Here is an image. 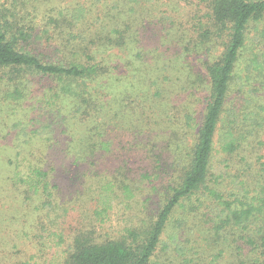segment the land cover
<instances>
[{
	"label": "trees",
	"instance_id": "obj_1",
	"mask_svg": "<svg viewBox=\"0 0 264 264\" xmlns=\"http://www.w3.org/2000/svg\"><path fill=\"white\" fill-rule=\"evenodd\" d=\"M138 1L0 0V264H44L52 249L64 264H205L185 245L194 227L228 243V264H264V141L236 175L264 137V0H194L186 37L171 33L161 52L131 27ZM149 58L206 100L199 123L183 112L194 140L164 181L129 173L128 159L101 167L125 116L112 109L137 101L132 78Z\"/></svg>",
	"mask_w": 264,
	"mask_h": 264
},
{
	"label": "rangeland",
	"instance_id": "obj_2",
	"mask_svg": "<svg viewBox=\"0 0 264 264\" xmlns=\"http://www.w3.org/2000/svg\"><path fill=\"white\" fill-rule=\"evenodd\" d=\"M193 1L139 0L137 3L126 5L127 8H133L130 12L131 27L138 34L141 46L148 51H167L174 39L171 33L186 37L187 30L192 26L196 19L195 16L198 15L196 4ZM189 58L194 59V56H189ZM195 67L201 72L204 70L199 61ZM171 72H173L172 69L167 71L160 69L158 63H153L150 58L142 66H136V75H140V78L134 76L132 79H134L137 101L132 97L124 99L119 107H113L112 115L119 114L122 110L121 115L125 116L120 123L112 127L113 152L102 158L105 159L101 164L102 168L111 165L113 161L128 159L129 173L153 172L159 181L179 175L182 164L178 171L172 168L171 163L175 161L174 158L177 155L182 159L186 147H189L194 140L195 132L192 128L187 134L182 131L184 130L182 114L186 111L192 112L199 123L204 113L206 100L203 90L189 94L184 87L181 89L179 85H174L176 81L169 78ZM148 77L151 79L156 77L159 86L163 87L159 95H156L155 86L150 83ZM262 95L264 96V90L260 93V96ZM151 102L154 103L153 106ZM3 121L0 119V126H4ZM1 129L4 131L3 127ZM2 139L0 137V143L3 142ZM260 140L264 141V137L248 142L241 156L236 158L240 159L236 164L238 166L236 175H241L240 178H244L248 172L247 163L258 159L257 156L260 154H256V142ZM158 159L166 160L168 163L166 169L163 167L165 165L163 162L162 167L157 168ZM176 170L174 174L172 171ZM231 174L235 175L233 171ZM136 194L143 199L147 191L139 187L136 189ZM0 209L4 210V205L0 204ZM6 219L7 215H0V230L3 226L6 228ZM68 228L66 232H69ZM200 229L199 227L192 228L187 240L183 238L184 241L186 240L185 245H192L197 253L193 255L201 257L205 264H228L233 259L228 243H225V246L215 244ZM7 232L0 233V240L7 236ZM41 254V261L44 264H64L63 258L57 254L55 249L41 252Z\"/></svg>",
	"mask_w": 264,
	"mask_h": 264
}]
</instances>
